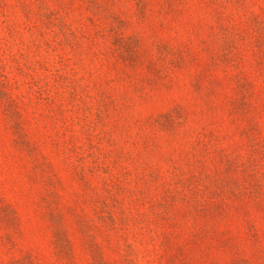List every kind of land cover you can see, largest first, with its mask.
<instances>
[{"label": "rangeland", "instance_id": "rangeland-1", "mask_svg": "<svg viewBox=\"0 0 264 264\" xmlns=\"http://www.w3.org/2000/svg\"><path fill=\"white\" fill-rule=\"evenodd\" d=\"M0 264H264V0H0Z\"/></svg>", "mask_w": 264, "mask_h": 264}]
</instances>
